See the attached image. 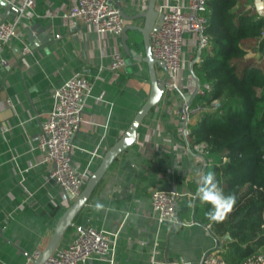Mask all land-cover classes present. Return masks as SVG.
<instances>
[{"label":"crops","instance_id":"0c3cea01","mask_svg":"<svg viewBox=\"0 0 264 264\" xmlns=\"http://www.w3.org/2000/svg\"><path fill=\"white\" fill-rule=\"evenodd\" d=\"M6 1L18 14L9 13L4 22L18 15L20 22L0 50V264H31L32 253L44 248L57 218L72 201L50 179L53 165L42 160L36 147L55 88L77 72L93 84L70 150L74 167L87 179L146 100L150 82L147 65L126 56L120 35L98 33L80 18L66 16L77 0H32L21 13L25 0ZM119 1L127 15L145 9L148 2ZM181 3L186 5L187 0ZM4 13L5 7L0 6V16ZM127 22L124 19V25ZM36 23L50 37L43 46L31 49L26 30ZM128 35L130 48L143 56L141 37L130 31ZM25 45L30 50L24 53ZM116 52L123 54L126 63L112 71ZM196 52L195 35L185 32L177 76L181 92L163 95L146 114L135 142L112 161L63 236L60 247L70 242L78 228L88 225L117 234L112 251L81 264H199L202 253L216 243L222 251L227 248L226 235L216 236L209 224L192 218L206 166L205 144L195 149L183 130L211 110L204 106V111H191L187 123L181 118L186 100L191 103L201 88L192 70ZM259 55L257 51L247 54ZM156 72L160 78L165 74L161 67ZM155 188L176 192L181 224L156 221L150 201ZM97 202L104 205L100 211L94 208Z\"/></svg>","mask_w":264,"mask_h":264},{"label":"trees","instance_id":"16d2710c","mask_svg":"<svg viewBox=\"0 0 264 264\" xmlns=\"http://www.w3.org/2000/svg\"><path fill=\"white\" fill-rule=\"evenodd\" d=\"M202 14L209 46L192 70L209 89L197 93L190 106L200 103L211 110L189 126L188 142L205 144L204 174L215 172L225 194H235L237 202L224 221L216 222L207 215L211 205L195 199L192 218L209 224L216 236L228 234L222 255L241 264L264 253V14L254 0H205ZM251 51L262 55L248 57Z\"/></svg>","mask_w":264,"mask_h":264},{"label":"built area","instance_id":"2783aa9c","mask_svg":"<svg viewBox=\"0 0 264 264\" xmlns=\"http://www.w3.org/2000/svg\"><path fill=\"white\" fill-rule=\"evenodd\" d=\"M263 1V0H262ZM32 0H25L20 6L21 13ZM157 10L162 14L161 23L157 30L150 34V48L154 58L165 63L166 86L170 90L181 92L177 81L181 67L184 33L196 37V55L193 62L199 61L200 51L209 46L210 37L206 33L207 17L202 14L205 0H187L183 5L181 0H161ZM258 11L260 14H264ZM66 16L80 18L84 23L94 26L98 33L120 35L124 27V18L115 0H77L72 4ZM20 22L18 15L11 22H0V50L15 35ZM264 34V31L262 32ZM59 37V35H56ZM29 46L23 47V52L29 51ZM2 62L6 61L2 59ZM125 57L116 52L113 55L110 69L116 71L125 66ZM93 84L80 72L74 73L63 81L53 92V102L47 117L41 123L36 147L41 151L42 160L51 163L49 177L64 190L73 200L85 183V175L76 170L71 159V140L80 123L87 96L92 92ZM204 84L198 93H203ZM206 106V105H204ZM197 105L191 107L186 100L181 109V118L187 123L191 111H204L206 107ZM184 136L188 138L189 127L185 125ZM199 144H194L198 149ZM176 192L155 188L151 191L150 201L153 216L159 224H181L177 216ZM209 227V225H208ZM117 234L97 229L91 225L78 228L74 237L64 247H58L44 264H81L93 256H103L112 251ZM36 250L32 259L39 256ZM218 243L202 253L199 264H230L223 255ZM241 264H264V253L257 252L247 256Z\"/></svg>","mask_w":264,"mask_h":264},{"label":"water","instance_id":"95a60500","mask_svg":"<svg viewBox=\"0 0 264 264\" xmlns=\"http://www.w3.org/2000/svg\"><path fill=\"white\" fill-rule=\"evenodd\" d=\"M115 3L120 9L122 17L128 21L127 24L124 25L120 34L124 52L127 57H131V59L135 61L144 62L147 65L150 91L146 100L135 113L124 133L105 152L97 168L91 172L85 180L84 186L80 192L57 218L46 245L41 250L39 256L32 259L31 264H44L52 253L60 246L66 230L73 225L74 219L86 204L95 186L99 183L112 161L120 152L135 142L137 127L145 118L146 114L161 100L163 95L171 92L166 86L165 75L160 78L156 72L157 67H161L165 71V63L160 59L154 58L150 48V34L152 31L158 29L162 19V14L156 8L157 0H148L146 8L133 15H127L122 10L119 0H115ZM0 6L5 7V13L0 16V22H4L9 13H13L14 15L18 14V9L6 0H0ZM254 6L257 11H261L264 8V3L262 0H254ZM129 31L141 37L144 50L143 56L138 54L134 48H130V45L127 42L130 38L128 35ZM26 35L31 49L43 46L50 37L49 34L46 33L45 27L39 23L32 24L28 27ZM187 101H189V98ZM216 104L219 105L218 102H216ZM226 237L229 238V235L227 234Z\"/></svg>","mask_w":264,"mask_h":264},{"label":"clouds","instance_id":"9594fccd","mask_svg":"<svg viewBox=\"0 0 264 264\" xmlns=\"http://www.w3.org/2000/svg\"><path fill=\"white\" fill-rule=\"evenodd\" d=\"M194 199L211 205L207 215L210 220L216 222L224 221L228 214L233 211L237 202L235 194H225L213 171H207L201 177ZM94 208L96 211H100L104 205L97 202Z\"/></svg>","mask_w":264,"mask_h":264},{"label":"rangeland","instance_id":"374dc122","mask_svg":"<svg viewBox=\"0 0 264 264\" xmlns=\"http://www.w3.org/2000/svg\"><path fill=\"white\" fill-rule=\"evenodd\" d=\"M264 13V11H262Z\"/></svg>","mask_w":264,"mask_h":264}]
</instances>
